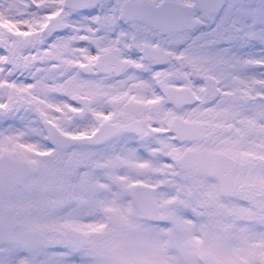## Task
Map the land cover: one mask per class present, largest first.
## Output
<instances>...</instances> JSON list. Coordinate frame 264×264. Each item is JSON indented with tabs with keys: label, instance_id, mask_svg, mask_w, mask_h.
Returning a JSON list of instances; mask_svg holds the SVG:
<instances>
[{
	"label": "snow or ice",
	"instance_id": "6c2138e0",
	"mask_svg": "<svg viewBox=\"0 0 264 264\" xmlns=\"http://www.w3.org/2000/svg\"><path fill=\"white\" fill-rule=\"evenodd\" d=\"M0 264H264V0H0Z\"/></svg>",
	"mask_w": 264,
	"mask_h": 264
}]
</instances>
